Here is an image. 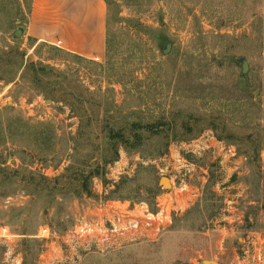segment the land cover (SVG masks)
Here are the masks:
<instances>
[{
	"label": "rangeland",
	"instance_id": "1",
	"mask_svg": "<svg viewBox=\"0 0 264 264\" xmlns=\"http://www.w3.org/2000/svg\"><path fill=\"white\" fill-rule=\"evenodd\" d=\"M105 1L89 59L0 0V264H264V0ZM133 124L129 150L112 132ZM161 209L116 247L75 232Z\"/></svg>",
	"mask_w": 264,
	"mask_h": 264
},
{
	"label": "crops",
	"instance_id": "2",
	"mask_svg": "<svg viewBox=\"0 0 264 264\" xmlns=\"http://www.w3.org/2000/svg\"><path fill=\"white\" fill-rule=\"evenodd\" d=\"M22 32L85 58H101L107 44L105 0H26ZM60 42V44H57Z\"/></svg>",
	"mask_w": 264,
	"mask_h": 264
},
{
	"label": "built area",
	"instance_id": "3",
	"mask_svg": "<svg viewBox=\"0 0 264 264\" xmlns=\"http://www.w3.org/2000/svg\"><path fill=\"white\" fill-rule=\"evenodd\" d=\"M60 44V42H57ZM3 92H0L2 95ZM264 158V148L260 152V159ZM160 202H158V206ZM133 210H121L110 214L105 220L96 223L94 227L80 226L75 230L77 236L81 237L84 231L91 232L89 235L97 242H105L113 247L122 245L121 243L137 238H148L154 231L157 233L171 221L169 212L161 209L155 213L145 210L142 215H134ZM124 240V241H123Z\"/></svg>",
	"mask_w": 264,
	"mask_h": 264
},
{
	"label": "trees",
	"instance_id": "4",
	"mask_svg": "<svg viewBox=\"0 0 264 264\" xmlns=\"http://www.w3.org/2000/svg\"><path fill=\"white\" fill-rule=\"evenodd\" d=\"M145 127H146L145 125L138 126L137 124H133L132 126H130L129 134H128L129 136H125V134L121 133V129H119V130H116L115 132H112V137L115 140L123 143L125 148L129 150H136L141 141V136L138 132V129L145 128ZM130 138L133 139L132 142H130ZM102 174H103L102 168H99L97 166L93 168V170L91 169L88 172V174L85 176V180L89 181L92 177H97L98 175H102ZM82 191L85 192L86 194H89L90 192L88 190V185H85V186L83 185ZM105 200H108V199H105Z\"/></svg>",
	"mask_w": 264,
	"mask_h": 264
},
{
	"label": "water",
	"instance_id": "5",
	"mask_svg": "<svg viewBox=\"0 0 264 264\" xmlns=\"http://www.w3.org/2000/svg\"><path fill=\"white\" fill-rule=\"evenodd\" d=\"M24 23V22H23ZM21 32H22V30H20ZM20 31L19 30H16L14 33H15V35H17V34H19L20 33ZM170 49H171V43L170 42H167L163 47H162V53H164V54H167L169 51H170ZM244 69H245V64H244ZM162 181H164V183L166 184V185H170L169 184V178H167V177H165V176H162L161 178H160V180H159V184L162 182ZM204 264H218V263H216V262H213V261H209V260H205L204 261Z\"/></svg>",
	"mask_w": 264,
	"mask_h": 264
}]
</instances>
